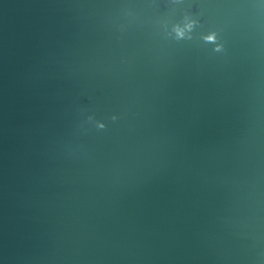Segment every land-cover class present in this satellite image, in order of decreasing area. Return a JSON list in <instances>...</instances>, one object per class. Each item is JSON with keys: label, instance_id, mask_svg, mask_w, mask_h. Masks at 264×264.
Masks as SVG:
<instances>
[{"label": "water", "instance_id": "1", "mask_svg": "<svg viewBox=\"0 0 264 264\" xmlns=\"http://www.w3.org/2000/svg\"><path fill=\"white\" fill-rule=\"evenodd\" d=\"M0 264H264V0H0Z\"/></svg>", "mask_w": 264, "mask_h": 264}]
</instances>
